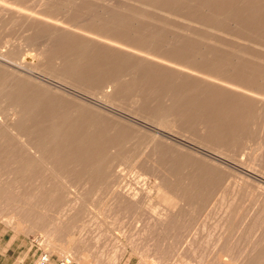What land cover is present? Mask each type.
I'll return each instance as SVG.
<instances>
[{
  "label": "bare ground",
  "instance_id": "1",
  "mask_svg": "<svg viewBox=\"0 0 264 264\" xmlns=\"http://www.w3.org/2000/svg\"><path fill=\"white\" fill-rule=\"evenodd\" d=\"M238 1L41 0V8L31 9L28 1L27 7L24 1L0 0L4 10L7 7L6 17L37 31L33 35L38 42L26 38L34 44L28 48L33 53L19 56L22 50L17 44V50L11 46L0 53V168L13 164L8 177L16 183L42 178L37 187L40 196L34 198L41 201L29 202L24 213L33 226L49 233L70 228V220L58 221L50 210L60 212L68 204L71 207L69 201L84 203L99 192L111 196L121 214L135 215L138 222L148 215L152 223L144 221L151 228L162 229L161 236L171 247L190 242V231L203 214L207 212L210 218L221 209L219 202L228 196L224 191L228 186L221 183L224 175L200 165L186 168L182 158L174 152L170 157L155 138L161 133L166 136L161 125L171 128L182 123L180 127L185 129L186 123H198L204 143L220 150L230 145L235 161L248 153L249 159L237 162L250 170L258 162V149L264 147V2ZM38 33H44L45 39L39 41ZM75 87L94 97L101 94L105 101L99 97L98 107H91L87 92ZM128 98H135L130 105L139 118L133 111L126 115L111 106L112 102L128 106ZM103 109L112 119L104 116ZM12 116L14 120H10ZM262 116V135L252 143L247 121ZM127 125L144 130L151 138H137L133 147L125 149L123 142L132 135ZM142 144L152 146L145 157L154 158L159 181L150 185L145 173L138 172L137 182L144 185L140 190L121 183L125 173L120 165L129 160L135 165L145 163ZM260 153L264 162V149ZM249 168L244 167L248 177L253 176ZM246 177L233 184L236 194L224 208V221L219 223V219L215 225L229 232L217 254L219 264H235L231 260L235 254L229 253L233 231H241L244 237L255 228L264 233V178L252 181ZM154 187L156 196L151 193ZM221 189L222 199L213 201ZM153 197L158 201L152 202ZM244 197L250 202L246 209ZM0 199L11 204L8 186L0 185ZM41 203L45 205L38 209L36 205ZM74 240L69 236L62 244L58 238H50V243L59 251H68ZM237 255L245 258V264H264V238ZM84 256L89 259L85 251L81 258ZM179 261L174 264H185Z\"/></svg>",
  "mask_w": 264,
  "mask_h": 264
},
{
  "label": "rangeland",
  "instance_id": "2",
  "mask_svg": "<svg viewBox=\"0 0 264 264\" xmlns=\"http://www.w3.org/2000/svg\"><path fill=\"white\" fill-rule=\"evenodd\" d=\"M9 1L11 2V0H9ZM12 1H14V2L19 1V3H22L23 1L25 3L26 1H28L27 3H29L31 9H34V7H36V6L37 7L35 9L42 7V5L38 6V4H41L40 3L41 0H39V1L37 0V2H39V3H34V2H36V0L35 1L33 0L34 2H32V0L31 1H29V0H12ZM240 1L241 0H239L237 3H239ZM244 1L247 2L248 0H243V2ZM262 2H264V0ZM27 3H25V4H27ZM241 3H242V1H241ZM25 4H23V5L25 6ZM95 4H99V2L98 3L96 2ZM1 6L2 5H0V7ZM26 6L28 7V4ZM6 9H7V7H5V10ZM1 10L5 11L3 6L0 8V13H1L0 14V53L4 52L9 47L11 48V46L16 48L15 44L19 45L20 46L19 48L22 50V52H20V51L18 52L19 54L21 53V55H19V56L23 57V55L25 53H33L34 51H32L28 48L33 47L34 44L31 45L30 42L32 40L30 39L31 40L30 41V40H27L26 38L27 37H28V39L29 38H32V39L35 38V40H36V37L33 34L35 33V35H36L37 31L35 32V29L28 28L27 24H23L24 22L22 21L23 22L22 23L21 20H19L20 21V23H19V21L12 19L16 23L13 22L9 17H6L8 15L7 10L5 11L6 13L2 12ZM4 14L5 15L7 14V15L5 16ZM177 20H180V19L177 17ZM38 34L40 35V37H39V35L37 37L38 39H40L39 41H41V39H45L44 33H41V34H43V36L40 33H38ZM32 35H33V37H32ZM35 40H33V41H35ZM17 48H18V46H17ZM17 48H16V50H17ZM1 50H3V51H1ZM0 58H3V57H0ZM41 70H43V69H40V71ZM43 72L46 73V75H47V72H45V70L42 71V73ZM75 88L77 90H79L80 92H82L83 94L84 93L86 94V92H87V95H89L88 96L89 101L91 100L90 102L87 100V103H90V105L92 104L91 107H93V106L98 107L95 104L97 101L102 99L101 94L99 96L101 98L100 99L97 96L99 94H95V97H94V95H92L93 93L91 94L90 92L84 90L81 87H75ZM191 92L192 91H188L187 93H191ZM90 95H92V96H90ZM97 98H99V99H97ZM93 100L95 101V103H93L94 102ZM102 100H104V99H102ZM134 100H135V98H128L125 101H126V103H129V105H130L131 101H134ZM153 100L151 101L152 103L156 101L155 99H153ZM87 103H85V104H87ZM108 103L111 104L110 101ZM113 104H115V105H113ZM129 105L127 106L126 104L123 105V104H120L117 102L116 103L112 102L111 106H113V107L115 106L114 109L118 110L119 112H122L123 114L132 115V114H130V113H132L130 111H133V110H132L131 105L130 106ZM129 107H130V109H129ZM99 109H100V107H99ZM121 109L122 110L124 109V110L122 111ZM126 109H127L128 113L126 112ZM106 112L107 111L104 110V113H106ZM134 112L135 111H133V114H134L133 116H135L136 113L137 114L139 113V112H136V113H134ZM100 113H101V111H100ZM107 113H109V112H107ZM107 113L104 114V116L111 118L107 115ZM140 115H141V113H140ZM141 116H144V115L142 114ZM135 117L139 118V114ZM14 118L15 117L12 116V117H10V120H14ZM144 118L142 117V119H144ZM145 120L148 123H150L152 121L149 118L144 119V121ZM148 120H150V121H148ZM262 122H263V116L259 117V118H251L247 121V125H248L247 127L249 129H251V132H252V134L249 136V138H251V140H252V143H253V141L258 140L259 135H262L263 131L262 132L260 131L261 130L260 128H262ZM152 123L155 124L154 121H152L151 124ZM181 124L180 125L177 124L176 127L174 126V124L173 125L171 124L172 127L174 126L173 128L171 127L172 129L168 128L165 125L164 126L161 125V129L166 134V136L163 135L162 133L161 134L159 133L160 135L157 133L159 135V137L157 139L155 138V142L157 140V142L159 143V144L156 143L157 146L159 148L166 149V151H167V153H169L170 157L173 155V152H174V155H176V157L182 158V161L184 163H186L185 164L186 168L189 167V169H193V167L195 165H197V166L200 165L202 167L204 166V168H206V169L219 171L221 174L224 175V177L222 179L223 181L221 182L222 185H225V183H226V185L228 186V188L226 187V190H224V191H227L228 196L224 197L221 202H219V201L222 199L220 195H222L223 189L218 190L216 192V194H214L215 196H213V198H212L213 201H218L219 203H221V205L220 204L218 205V206H221V209L218 208L215 211L218 213V215H217V213L213 212V214L209 215L210 218H208L207 212H206L203 214L202 219L200 216L201 220L198 223L196 222L195 227L193 228L192 231H190V233H191L190 238H189L190 242H187V243L182 242L181 244L178 243L179 245L173 243V246L170 247L171 242L167 238L164 239L161 236L160 231L162 229L159 230L158 228H153V227L151 228L150 227L151 225L149 223H152L151 222L152 220L149 221L148 215L144 216V220L148 219L149 223L144 221L143 219H142L143 221L140 220L138 222L135 220V219H137V217L135 215L133 216L132 214H130V215L128 214L129 215L128 216L127 214L125 215L124 212L121 214L122 211L117 209V207L115 205V200L111 196L103 195L99 192L98 193L95 192L91 196L90 200H87L84 203H81V201H79V200H77L75 203H74V201H69V202H71L70 203L71 207L67 203L68 206L64 205L66 207V209L64 207L61 208L62 213H61V210H60V212H58L57 210H54V209L50 210V212L54 214V218H56L58 221L59 220L60 221L61 220L62 221L70 220L71 224H72V226H70V228H66L65 230L57 232V233L53 230L54 233L53 232H51V233L56 234V235H53V234L49 233V231L40 229L37 226H33L30 223V221H28L26 219V217L24 216V213L28 209V205H29L28 203L29 202L31 204L34 202L38 203L41 201L40 199L36 200L34 198H35V196L36 197L40 196L39 193H37V191H38L37 187L42 182V178L41 177H38L35 179H29L28 178V179H24V180H19V182H17V183L12 182L11 178H10L11 176L8 177L10 174L12 175L10 170H11V166H13V164H11V166L9 165L10 167L8 166V167L0 168V185L1 186L2 185L8 186L9 196L12 198V202L10 205H7L6 203L3 202L4 200L0 199V248H1L0 264H32V262L38 258L39 254L43 250H48L49 253L51 254V263L52 264H56L57 262L59 263V260H61L64 256H68L69 253H71V255L73 256L72 257L73 258V264H166V263L167 264H172V263L174 264V261H179V260L185 264H209V262H210V264H219V260L217 259V254H218V251L220 249L221 242L223 241V239H225V236L229 232H227V230L225 231V228H221L220 226L215 227V225H216V223H218L219 219H220L219 223L224 221V219H225L224 218V212H223L224 208L227 207L226 204L228 202L232 201V198L236 194V191H234V193H232L233 192L232 191L233 190L232 189L233 184L234 183L238 184L239 182H241L242 177H244L245 175L248 177V175L244 172V170H245L244 167L247 169L249 167H247L245 164L240 163L241 161L243 162L244 160H247L248 153L240 155L239 158H237L238 159L237 161H240V162H237L234 160L235 158L232 159L233 156L231 154L234 150H233V147H231L232 149L230 148V145H228L229 147L225 146V148L223 147L224 149L221 148L222 150H220L219 147L213 148V146H215V145L212 146V144L208 145V143L207 144H206V142L204 143L205 140L204 139L202 140L201 138H203V137H201V134H199L201 132H199V130H198L200 128V125L198 123H193V124L189 123L191 126L188 123H186L187 125L184 123L187 126L186 127V126L182 125L185 127V129H181V127H180ZM171 125H169V127ZM197 125H199V126H197ZM127 126H129V128L131 129L132 135L129 136L123 142V144H124L123 147L125 149H127L129 147H133L137 138L138 139L141 138L144 140L151 138L150 136H148L147 133L144 132V130L141 132V130L140 129L137 130L136 127H132L131 125H127ZM194 127H196L195 128L196 130L194 129ZM167 129L172 130V132L171 131L168 132ZM190 129H192V130H190ZM158 130H160V129L158 128ZM193 131H196V133H195L196 135L193 133ZM198 134L200 136H198ZM202 136H203V133H202ZM161 138H162V140H161ZM155 142H154V144H155ZM201 142H203V143H201ZM151 145H153V143ZM144 147H145V145L142 144V147H140V150L143 151V153H144L143 156L145 157V154H149V150L152 146H149L147 148L146 147L144 148ZM227 148L228 149L230 148L232 151H230V149L228 150ZM249 148H251V147H249ZM263 149H264V147H262V151L260 149H258L259 153L257 155V160H256L258 162L255 161L256 163L253 164L254 166L252 165L255 169H253V167H251L252 168L251 170H250V168H249V170H247L248 172H251L254 177L249 175L248 178L246 177L247 179H250V177H251L252 181H254L256 179L255 177H258V176H259L258 178H260V177L262 178V176L264 178L263 174H262V176H261V174L259 175V173L264 172V170H263L264 169V162L262 161V156H261L262 154L260 153V152H263ZM225 150H228L231 153H229V152L227 153V151H225ZM247 150L249 151L250 149H247ZM222 151H224V152H222ZM218 152H221L220 155L218 154ZM222 153H223V155H222ZM206 154L208 156H206ZM230 155H231V157H230ZM259 155H260L261 159L259 158ZM209 157H211V158H209ZM241 157H244V158L246 157V158L241 159ZM146 158L147 157L144 158L146 160L145 161L146 164L144 163V160H143V163H136V165H135V163L132 162L134 160H129V161H125L124 163H122L120 165V167L124 168V173H125L123 176L124 177L123 182H121L123 185H126V187L132 186V187H139V188H141V186H143L142 188H144V185H142L141 182H139V183L137 182V181H139L138 178L136 177V175H138V172L139 173L140 172L145 173V176L147 177V182H149L148 184H150V185H154V184H156L157 181H159L155 177V175H157V173H154V170L157 169L156 163H155V161H153L154 158L148 159L149 158L148 157L147 158L148 160ZM207 159H208V161H207ZM204 160H205V162H204ZM210 162L212 164H210ZM235 162L237 164H235ZM239 163H240V165H239ZM225 165H227V166H225ZM152 166H153V168H152ZM253 171H254V173H253ZM257 173H258V175H257ZM129 183H130V185H129ZM229 185H231V186H229ZM142 188L140 190H142ZM229 188H231V190ZM155 192H157L156 187H154L152 189L151 193H154V196H156ZM72 197H73V195L71 194L70 198H72ZM216 197H217V199H216ZM153 198L154 199L152 202H154L156 199L155 197H153ZM156 201H158V200L156 199ZM213 201L210 203H214ZM243 201H244V203H243ZM243 201H242V204L245 205L243 209L250 207V205H249L250 202H248L247 197H244ZM224 202H225V204H223ZM72 204H73V206H72ZM44 205H45L44 203H41L40 205H36V206L38 209H42V207H44ZM100 206H102V207H100ZM80 207H81V209H80ZM253 207H255V206H252V208ZM63 209H64V211H63ZM55 211H57V212H55ZM57 213H58V215H56ZM205 217H207V218L205 219ZM209 221H211V222H209ZM137 222H138V224H137ZM203 225H204V227H203ZM207 225H208V227H207ZM213 225H214V227H213ZM219 227L221 228V230L219 229ZM202 231L204 233H202ZM220 231H221V233H220ZM223 231H225V232H223ZM219 233L221 235L223 233L224 234L221 237V235ZM217 234H218V236H217ZM170 235H167V237H170ZM232 235H233V237L231 239H232L233 249L229 253L232 255H233V253L235 254V255H233V256H235L234 257L235 260L231 259V260L235 261V264H245V258H242L243 256H241V259H240L239 258L240 255H237V254H239L241 251H244V249L247 252V250L250 248H253V246L255 244H260L262 239L264 238V233L262 232V229H260V228H257V229L255 228V231L254 230L250 231L247 234L249 238L244 237L243 233L241 231H238V230H235V232L233 231ZM69 236L75 238V240H74L75 245L72 248L68 249V251L67 250H64V251L60 250L59 251L58 249L55 248V246L53 247L54 244L50 243V242H52V241H50V238H53V239L58 238L59 243L66 244L67 243L66 241H67ZM159 237H160V239H159ZM208 237H210V238L212 237V238L207 241L206 238H208ZM219 237H220V239H218ZM246 239L248 240V243H252V244H250V246L246 242L247 241ZM208 243H209V245H208ZM219 243H220V245H219ZM171 245H172V243H171ZM186 245H187V247H186ZM216 250H217V252H216ZM84 251H85L86 255L87 254L89 255V259H87L88 258L87 256H84V259L81 258V257H83ZM81 252H82V256H80ZM205 253H207V254H205ZM76 256H78V257H76ZM228 258H229V256H228ZM85 259H87V260L85 261ZM207 260H208V262H207Z\"/></svg>",
  "mask_w": 264,
  "mask_h": 264
},
{
  "label": "built area",
  "instance_id": "3",
  "mask_svg": "<svg viewBox=\"0 0 264 264\" xmlns=\"http://www.w3.org/2000/svg\"><path fill=\"white\" fill-rule=\"evenodd\" d=\"M51 260V254L48 250H43L39 254L38 258L33 262V264H48ZM73 258L72 256H64L61 260H59L58 264H72Z\"/></svg>",
  "mask_w": 264,
  "mask_h": 264
},
{
  "label": "crops",
  "instance_id": "4",
  "mask_svg": "<svg viewBox=\"0 0 264 264\" xmlns=\"http://www.w3.org/2000/svg\"><path fill=\"white\" fill-rule=\"evenodd\" d=\"M0 254H1V248H0ZM34 261H35V260H34ZM34 261H33V262H34ZM33 262H32V264H33ZM48 264H52V263H51V260H50V262H49ZM56 264H58V262H57ZM72 264H73V263H72Z\"/></svg>",
  "mask_w": 264,
  "mask_h": 264
}]
</instances>
